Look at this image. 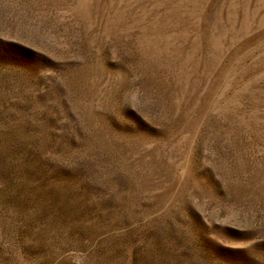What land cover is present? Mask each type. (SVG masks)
Listing matches in <instances>:
<instances>
[{
  "label": "rangeland",
  "instance_id": "1",
  "mask_svg": "<svg viewBox=\"0 0 264 264\" xmlns=\"http://www.w3.org/2000/svg\"><path fill=\"white\" fill-rule=\"evenodd\" d=\"M0 264H264V0H0Z\"/></svg>",
  "mask_w": 264,
  "mask_h": 264
}]
</instances>
